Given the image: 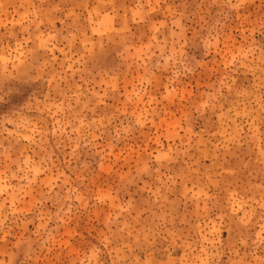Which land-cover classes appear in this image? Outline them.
I'll return each instance as SVG.
<instances>
[{
    "label": "rangeland",
    "instance_id": "1",
    "mask_svg": "<svg viewBox=\"0 0 264 264\" xmlns=\"http://www.w3.org/2000/svg\"><path fill=\"white\" fill-rule=\"evenodd\" d=\"M0 264H264V0H0Z\"/></svg>",
    "mask_w": 264,
    "mask_h": 264
}]
</instances>
